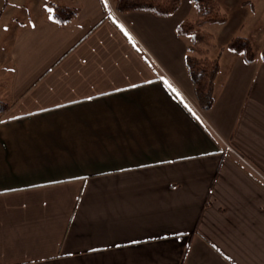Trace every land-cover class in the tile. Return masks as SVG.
Listing matches in <instances>:
<instances>
[{
    "label": "crops",
    "instance_id": "1",
    "mask_svg": "<svg viewBox=\"0 0 264 264\" xmlns=\"http://www.w3.org/2000/svg\"><path fill=\"white\" fill-rule=\"evenodd\" d=\"M216 1L258 44L246 63L215 43L201 117L175 33L190 0L0 1V264H264V184L225 146L264 175V0ZM51 3L77 14L57 25Z\"/></svg>",
    "mask_w": 264,
    "mask_h": 264
},
{
    "label": "trees",
    "instance_id": "2",
    "mask_svg": "<svg viewBox=\"0 0 264 264\" xmlns=\"http://www.w3.org/2000/svg\"><path fill=\"white\" fill-rule=\"evenodd\" d=\"M116 13L146 12L156 17L166 18L174 14L180 6V0H110ZM7 0H4L3 6ZM194 12V20H183L175 28L176 35L186 42L184 64L193 89V104L200 111H208L214 102V90L218 77L219 55H210L215 48L213 35L203 29L205 25H224L226 15L222 12L216 0H190ZM51 19L57 25L68 24L77 14L73 7L50 4ZM225 48L242 57L246 63L255 59L251 41L242 36L229 39ZM264 62V46L260 52ZM10 105L0 101V115L4 114Z\"/></svg>",
    "mask_w": 264,
    "mask_h": 264
},
{
    "label": "rangeland",
    "instance_id": "3",
    "mask_svg": "<svg viewBox=\"0 0 264 264\" xmlns=\"http://www.w3.org/2000/svg\"><path fill=\"white\" fill-rule=\"evenodd\" d=\"M1 1V0H0ZM3 5V3H2ZM223 13L226 15L228 26L227 28H221L217 25H205L203 29L213 35L214 42L217 44V46H221L224 44L225 39H223L226 35V31L231 32L229 35L230 38L235 36H246L248 38H251L249 36H252V32H254V29L252 30L253 26L250 24L249 16L246 17L243 14V11L241 9H238L236 7H233L231 5H223ZM259 8V5H258ZM262 8L264 9V5H262ZM244 15V16H242ZM242 16V17H241ZM241 17V24H243V27H234V21L238 20V18ZM189 20H194L195 17L191 15L189 17ZM7 25L3 22L0 23V43L3 42V37L6 32ZM223 31V32H222ZM252 44H254L257 47L258 41L256 39H251ZM224 46V45H223ZM228 52V50H226Z\"/></svg>",
    "mask_w": 264,
    "mask_h": 264
},
{
    "label": "built area",
    "instance_id": "4",
    "mask_svg": "<svg viewBox=\"0 0 264 264\" xmlns=\"http://www.w3.org/2000/svg\"><path fill=\"white\" fill-rule=\"evenodd\" d=\"M106 5L108 7L109 12L111 13V15H113L114 17L117 18V13L115 12L114 8L112 7V4L109 0H105ZM184 98V100L186 101V103L189 105V107L192 109V111L199 117H201L200 111L194 106L192 105V103H190L184 96H182ZM226 149H228L232 154H234L236 156V158L238 159V161L244 165L245 167H247L253 174L254 176L261 182L264 184V175L261 174L254 166H252L246 159H244L243 157H241L233 148L229 147L227 144H225Z\"/></svg>",
    "mask_w": 264,
    "mask_h": 264
}]
</instances>
